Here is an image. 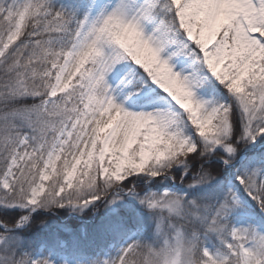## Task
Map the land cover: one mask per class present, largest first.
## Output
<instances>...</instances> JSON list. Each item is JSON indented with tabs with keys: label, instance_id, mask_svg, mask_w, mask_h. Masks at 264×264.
<instances>
[{
	"label": "snow or ice",
	"instance_id": "snow-or-ice-1",
	"mask_svg": "<svg viewBox=\"0 0 264 264\" xmlns=\"http://www.w3.org/2000/svg\"><path fill=\"white\" fill-rule=\"evenodd\" d=\"M124 193L153 238L103 264H264V230L230 221L264 213V0H0V264H51L33 212Z\"/></svg>",
	"mask_w": 264,
	"mask_h": 264
},
{
	"label": "trees",
	"instance_id": "trees-1",
	"mask_svg": "<svg viewBox=\"0 0 264 264\" xmlns=\"http://www.w3.org/2000/svg\"><path fill=\"white\" fill-rule=\"evenodd\" d=\"M77 0H53L56 7L72 6ZM87 2V0H85ZM241 162H237V167ZM127 183V182H126ZM142 189L149 188L157 191L164 187L149 183ZM139 190V189H138ZM183 190V189H182ZM211 190V186H208ZM181 191V190H180ZM126 199L121 196L117 201L125 202ZM247 206L246 211L252 214L249 219L250 223H255L264 228V213L259 211L255 202L244 199ZM98 202L95 210L92 207L85 209L83 212H76L67 208L54 209L53 211L37 210L31 214L30 222L20 230L22 235L24 249L30 254L32 259L46 258L50 253L59 254L67 253L69 256H76L83 259L94 257L98 253H103L109 249L111 244L117 245L122 239L132 233H138L144 228L146 230L141 235L140 241H151L150 229L154 227L153 220L149 223L144 219L145 210L136 206L130 209L115 205L116 209L112 210L114 203ZM136 207V208H135ZM11 216L18 218V213H10ZM238 217H230L231 223H235ZM115 226L120 231V236L115 235ZM64 243V245H62ZM204 245L211 249L219 250V242L212 239H205ZM40 252V253H39Z\"/></svg>",
	"mask_w": 264,
	"mask_h": 264
},
{
	"label": "rangeland",
	"instance_id": "rangeland-1",
	"mask_svg": "<svg viewBox=\"0 0 264 264\" xmlns=\"http://www.w3.org/2000/svg\"><path fill=\"white\" fill-rule=\"evenodd\" d=\"M145 186V185H143ZM172 189V190H176V191H180L182 190V186L180 185H173L171 181H168L165 183L164 187L161 189H158L157 191L160 190H164V189ZM149 188H145V190H147ZM122 197L124 198H128L126 199L127 201L125 202H120L117 201L114 203V206L112 205V210L116 209L115 205L119 208L125 207L130 209L131 206H136L139 208H143L145 210V214H144V219H147V222L149 223L152 219L150 217L149 211L139 203L138 199L135 196L132 195H128L126 193L121 194ZM245 205V207L247 206L246 201L243 200L242 201ZM135 207V208H136ZM234 217H238V220L233 223V225L235 226H247L248 224H253L254 226H256L258 229L264 230V228L259 227L257 224L255 223H250L249 219H251L253 216L250 212H237L235 214H233ZM154 224V222H153ZM154 228L150 229L151 232V239L153 238V232H154ZM115 230V235L120 236V231L118 230V227L115 226L113 228ZM146 230V228H144L142 231L138 232V233H132L130 235H128L127 237H125L117 243V245L111 244L109 246V249L103 253H98L96 254L94 257H91L89 259H83L80 257H76V256H69L67 253H62L60 252L59 254H54V253H50L46 258L47 260H49L51 262V264H103L104 261H110L113 258H115L118 254L121 248L125 247L128 243L132 242V241H136V240H140L141 239V235L144 233V231ZM64 245V243L62 244ZM204 247H207L209 249L210 252L212 253H216L217 250L215 249H211L208 245H204ZM40 253V252H39Z\"/></svg>",
	"mask_w": 264,
	"mask_h": 264
},
{
	"label": "clouds",
	"instance_id": "clouds-1",
	"mask_svg": "<svg viewBox=\"0 0 264 264\" xmlns=\"http://www.w3.org/2000/svg\"><path fill=\"white\" fill-rule=\"evenodd\" d=\"M129 264H143V260L130 259Z\"/></svg>",
	"mask_w": 264,
	"mask_h": 264
}]
</instances>
